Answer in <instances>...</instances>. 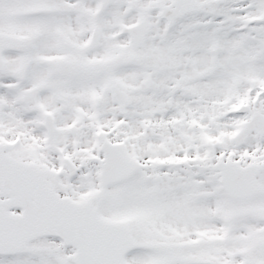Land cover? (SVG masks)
Listing matches in <instances>:
<instances>
[{
    "label": "snow or ice",
    "instance_id": "snow-or-ice-1",
    "mask_svg": "<svg viewBox=\"0 0 264 264\" xmlns=\"http://www.w3.org/2000/svg\"><path fill=\"white\" fill-rule=\"evenodd\" d=\"M0 264H264V0H0Z\"/></svg>",
    "mask_w": 264,
    "mask_h": 264
}]
</instances>
